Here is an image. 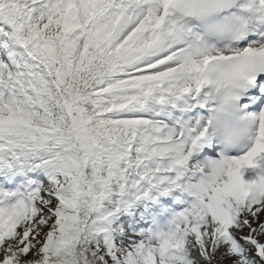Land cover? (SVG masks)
Segmentation results:
<instances>
[{
  "label": "snow or ice",
  "instance_id": "snow-or-ice-1",
  "mask_svg": "<svg viewBox=\"0 0 264 264\" xmlns=\"http://www.w3.org/2000/svg\"><path fill=\"white\" fill-rule=\"evenodd\" d=\"M0 264H264V0H0Z\"/></svg>",
  "mask_w": 264,
  "mask_h": 264
}]
</instances>
